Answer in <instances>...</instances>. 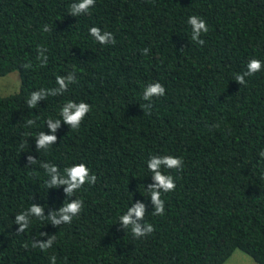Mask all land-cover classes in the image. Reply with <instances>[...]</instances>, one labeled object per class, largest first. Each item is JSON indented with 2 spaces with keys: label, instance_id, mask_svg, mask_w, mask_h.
Instances as JSON below:
<instances>
[{
  "label": "trees",
  "instance_id": "trees-1",
  "mask_svg": "<svg viewBox=\"0 0 264 264\" xmlns=\"http://www.w3.org/2000/svg\"><path fill=\"white\" fill-rule=\"evenodd\" d=\"M75 2L0 0V77L18 78L0 97V264H51V256L56 264H223L235 250L264 264V67L245 85L234 80L250 59L264 62V0H95L72 16ZM191 15L207 22L203 45L191 39ZM93 26L115 44L96 42ZM69 72L76 82L66 92L28 107L33 91L58 87ZM154 82L165 94L145 101ZM69 100L91 111L78 130L61 121L56 143L37 151L35 137L51 134L46 120L60 119ZM152 155L184 162L162 169L176 183L162 193L163 216L145 191ZM42 162L61 174L84 163L96 183L68 198L64 186L48 188ZM65 199L83 200L71 224L33 216L17 234L18 213L36 203L47 215ZM136 201L154 227L140 239L118 223ZM41 232L56 236L46 251L33 247L47 239Z\"/></svg>",
  "mask_w": 264,
  "mask_h": 264
},
{
  "label": "clouds",
  "instance_id": "clouds-1",
  "mask_svg": "<svg viewBox=\"0 0 264 264\" xmlns=\"http://www.w3.org/2000/svg\"><path fill=\"white\" fill-rule=\"evenodd\" d=\"M95 6V0H77L73 3L70 8L69 14L72 16H78L83 13H87L91 7ZM187 23L192 28L191 39L197 44L203 45L204 40H202L201 33H207L209 28L207 22L196 15L189 16ZM44 31H49L48 26H45ZM89 34L94 38V40L100 44H115V38L111 32L104 31L98 27H90ZM46 49L38 48L40 55L37 59L40 61V66L43 67L48 62V57L43 55ZM148 49H144L143 53L147 54ZM25 67H30V65H25ZM264 67V62L252 58L248 61L246 65V70L242 73H237L234 76V80L240 85L246 84V77H250L255 73L262 70ZM76 82V77L74 72H69L65 76H57L56 84L58 87L45 89L41 88L38 91H33L30 98L26 101L29 108H35L38 101L45 100L48 96H58L62 95L68 90V85ZM165 94V87L159 83L154 82L148 84L144 91L142 98L145 101H151L153 97H160ZM145 107H151L150 104H146ZM91 111V105L83 101L77 103L69 100L65 103L60 111V119L49 118L46 120V125L50 129L51 134H46L44 131L38 133L35 137L36 150L48 149L50 146L57 141V130L61 127V121L68 125L73 130H78L81 122L84 120L86 115ZM35 123L33 120L27 121L26 126H32ZM261 158H264V151L259 153ZM28 165H34L37 163L31 154L26 157ZM183 159L181 157H174L171 155H152L147 161V168L151 172V179L153 183H150L145 188L147 197L150 196V202L153 206V215L163 216L165 214V202L161 198L162 193L173 192L176 189L175 178L166 174L162 169L169 170H182L183 169ZM40 167L43 168L49 179L46 181L48 188H59L63 187V191L66 197L71 198L73 194L81 189L86 183L89 185H94L96 183L97 177L92 174L90 169L84 163H75L68 167H65L63 174H61L59 168L47 162H42ZM83 207V200L81 199H65L63 205L59 207L58 210L50 211L45 215V209L43 206L32 203L30 207L18 213L15 216L14 224L19 225L16 232L17 234L25 232L29 227L30 217H36L40 220L47 219L49 223L53 226H60L61 224H71L74 217L79 215ZM146 215V204L140 201L132 203L128 207L127 211L119 216V224L122 228L130 229L132 235L137 238H145L154 232V227L150 223L144 222V217ZM40 236H47L46 240H36L33 243V247H38L41 251H46L51 248L56 240L55 235L48 236L47 233H40ZM51 264H56V257H50Z\"/></svg>",
  "mask_w": 264,
  "mask_h": 264
},
{
  "label": "rangeland",
  "instance_id": "rangeland-1",
  "mask_svg": "<svg viewBox=\"0 0 264 264\" xmlns=\"http://www.w3.org/2000/svg\"><path fill=\"white\" fill-rule=\"evenodd\" d=\"M18 78L15 72L0 77V97L12 94L17 90ZM223 264H255L249 257L238 250L232 252Z\"/></svg>",
  "mask_w": 264,
  "mask_h": 264
}]
</instances>
